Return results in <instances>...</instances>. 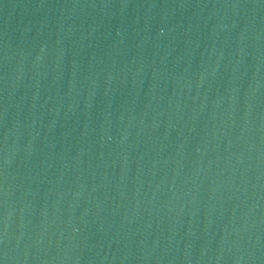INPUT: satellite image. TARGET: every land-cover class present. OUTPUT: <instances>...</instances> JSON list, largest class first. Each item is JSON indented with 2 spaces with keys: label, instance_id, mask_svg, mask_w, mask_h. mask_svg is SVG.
<instances>
[{
  "label": "water",
  "instance_id": "water-1",
  "mask_svg": "<svg viewBox=\"0 0 264 264\" xmlns=\"http://www.w3.org/2000/svg\"><path fill=\"white\" fill-rule=\"evenodd\" d=\"M0 264H264V0H0Z\"/></svg>",
  "mask_w": 264,
  "mask_h": 264
}]
</instances>
